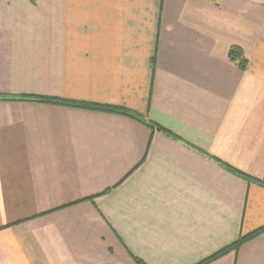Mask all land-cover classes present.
I'll return each mask as SVG.
<instances>
[{
    "label": "crops",
    "instance_id": "1",
    "mask_svg": "<svg viewBox=\"0 0 264 264\" xmlns=\"http://www.w3.org/2000/svg\"><path fill=\"white\" fill-rule=\"evenodd\" d=\"M252 234L209 264H264V0H0V264H199Z\"/></svg>",
    "mask_w": 264,
    "mask_h": 264
},
{
    "label": "trees",
    "instance_id": "2",
    "mask_svg": "<svg viewBox=\"0 0 264 264\" xmlns=\"http://www.w3.org/2000/svg\"><path fill=\"white\" fill-rule=\"evenodd\" d=\"M228 58L229 60L237 63V65L243 69L245 68V60L243 59L242 57V53L241 51L236 48V47H231L229 49V52H228ZM68 106H72V107H79V108H88V109H93V110H102V111H109V112H112L114 114H117V115H122V116H128V117H131L135 120H138V121H144L142 120L140 117L136 116L135 114L131 113V112H128V111H125L123 109H120V108H113V107H99V106H92V105H78V104H75V103H71V104H68ZM145 122V121H144ZM241 178L243 179H249V177H247L246 175H242V174H238ZM256 234V233H254ZM254 234L248 236V237H241L237 240L236 243H233L232 245L228 246V247H225L224 249H222L221 251L217 252L215 255L209 257L208 259L206 260H203L201 261L199 264H209L217 259H219L220 257L224 256L225 254H227L228 252L232 251V250H237V248L243 243L246 241V239L252 237Z\"/></svg>",
    "mask_w": 264,
    "mask_h": 264
}]
</instances>
